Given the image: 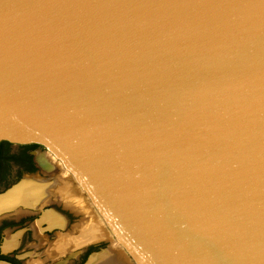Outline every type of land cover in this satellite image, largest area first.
Wrapping results in <instances>:
<instances>
[{
	"label": "water",
	"instance_id": "obj_1",
	"mask_svg": "<svg viewBox=\"0 0 264 264\" xmlns=\"http://www.w3.org/2000/svg\"><path fill=\"white\" fill-rule=\"evenodd\" d=\"M0 141L42 145L137 264H264V0H0Z\"/></svg>",
	"mask_w": 264,
	"mask_h": 264
},
{
	"label": "flooded vegetation",
	"instance_id": "obj_2",
	"mask_svg": "<svg viewBox=\"0 0 264 264\" xmlns=\"http://www.w3.org/2000/svg\"><path fill=\"white\" fill-rule=\"evenodd\" d=\"M44 151L40 144H13L0 141V177L8 168L14 167L15 179L10 184L23 174L42 178L36 181H45L48 184L53 182L59 168L50 162L51 159L47 155L48 158L44 162L38 158L39 155L45 156ZM15 160L21 161L22 164H17ZM37 171L40 175L50 174V177L37 175L35 174ZM73 187L76 189L74 183ZM71 193L61 194L55 191L48 193L44 195L41 207L21 208L1 217L0 230L14 225L16 227L6 236L0 232V259L13 264H84L87 256L97 251L107 240L97 239L99 230L103 229L98 219H95L92 208H85L88 199L85 198L83 191L77 189L76 193L73 191ZM105 230H108L107 226ZM108 232L106 236L114 240L109 230ZM13 235H16L15 242L8 243V239ZM25 237L27 242L31 243H24Z\"/></svg>",
	"mask_w": 264,
	"mask_h": 264
},
{
	"label": "bare ground",
	"instance_id": "obj_3",
	"mask_svg": "<svg viewBox=\"0 0 264 264\" xmlns=\"http://www.w3.org/2000/svg\"><path fill=\"white\" fill-rule=\"evenodd\" d=\"M43 153H45V156L39 155L38 158L44 162L45 159L48 158L47 156H49L51 159L50 162H53L54 166L57 167V169L59 168V170H63V172L65 174L69 175V178L74 182L76 189L74 187L71 188L69 182L67 180H64L65 178L61 180V179H58L56 177V175H55V178L52 180L53 182H51L49 184H48V182L45 183V181H43V182L36 181V179H42L39 177L24 176L25 179L23 180V185L21 187H19L18 189H16V191L13 192L12 194H10L9 196H6V197L0 199V206H2V208L6 207L9 204L13 203L16 199L20 198V199H22L23 204H25V205L26 204L27 205L34 204L35 207L38 208V207H41V205L44 202L43 201L44 200L43 194L44 195H47L48 193L51 194L54 191L55 192H61V194L62 193L64 194L66 192H69V194H72L71 193L72 191L74 193H76V190L80 189L83 191L85 198L87 197V199H88L85 208H88V207L92 208V212L95 215L94 216L95 219L96 220L98 219L100 227L103 229V230H99L97 239L98 240L103 239L105 237L103 234H105V235L109 234V232H108L109 228L107 226V223L102 218L100 211L97 210L93 201L87 196V193L80 186V184L78 182H75V180L72 178L70 172L63 169L62 166L60 165V162L58 160H56V158L54 156H52L50 153H48L47 151H45ZM46 162H47V160H46ZM49 180L51 181V179H49ZM58 180H60V181H58ZM41 186L44 188L42 189ZM38 189H39V193L42 195L40 198L38 197ZM21 208H23V207L19 206L15 210H12V211H16V210H19ZM105 225L107 226L108 230H105L106 229ZM103 231H104V233H103ZM109 231L112 234L113 239H114V245H113L114 247L112 246L113 247L112 250H114V251H112V250L110 251L111 248L110 249L107 248L106 250H102L97 255L98 257L97 256L93 257L94 258L93 262L96 261L97 264H130V263L131 264H133V263L137 264L136 261L134 260V258L131 256V254L128 252V250L125 248V246L118 239V237L115 236L111 230H109ZM15 238H16V235H13L10 239H8L7 242L13 243V242H15Z\"/></svg>",
	"mask_w": 264,
	"mask_h": 264
},
{
	"label": "rangeland",
	"instance_id": "obj_4",
	"mask_svg": "<svg viewBox=\"0 0 264 264\" xmlns=\"http://www.w3.org/2000/svg\"><path fill=\"white\" fill-rule=\"evenodd\" d=\"M10 162L12 161V160H9ZM13 162V161H12ZM15 162L17 163V164H22L21 163V161H18V160H15ZM13 168L14 167H11V168H8L6 171H5V173H4V175L2 176V177H0V190L3 188V187H5V186H7V185H9L10 184V182H12L14 179H13ZM9 169H10V171H9ZM22 173H24V172H22ZM35 174H37V175H40V174H38V171L35 173ZM25 174H23L22 176H24ZM40 176H42V177H50V174H41ZM56 177L58 178V179H64V180H67L68 182H69V184H70V186H71V188L73 187V181L69 178V175H67V174H65L64 172H63V170H58V172H57V174H56ZM56 178V179H57ZM75 185V184H74ZM61 196V195H60ZM14 227H16L15 225L14 226H11V228H5V229H3V230H0V232H1V234L3 235V236H6L7 234H8V232L11 230V229H13ZM67 230H64V232H66ZM103 233H104V231H103ZM105 237V240H107L104 244H102L101 246H100V248L99 249H101V248H104V250H106L107 248H111V250H112V248L114 247L113 245H114V240H111L109 237H107L105 234H103ZM58 237V236H57ZM57 239V238H56ZM24 243H31V242H27V237H25L24 238ZM112 244V245H111ZM110 245V246H109ZM113 246V247H112ZM98 249V250H99ZM101 252V251H100ZM100 252H98V254L100 253ZM131 264V263H130ZM134 264V263H133Z\"/></svg>",
	"mask_w": 264,
	"mask_h": 264
}]
</instances>
